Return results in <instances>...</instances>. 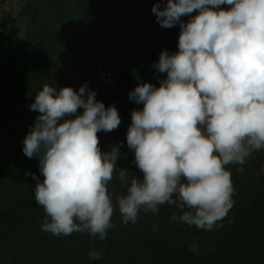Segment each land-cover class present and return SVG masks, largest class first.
Listing matches in <instances>:
<instances>
[{"label":"clouds","instance_id":"1","mask_svg":"<svg viewBox=\"0 0 264 264\" xmlns=\"http://www.w3.org/2000/svg\"><path fill=\"white\" fill-rule=\"evenodd\" d=\"M151 11L180 33L178 50L163 49L153 64L158 79L166 74L159 86L129 92L143 105L132 110L126 133L142 179L117 167L122 142L101 150L97 133L118 129L121 117L87 81L78 90L44 84L29 105L39 115L22 150L39 159L43 180L32 178L46 213L42 231L103 241L117 208L127 225L141 210L156 214L178 202L188 209L180 221L212 230L235 203L227 166L264 149V0H157ZM114 174L122 194L109 190ZM103 255L93 250L88 258Z\"/></svg>","mask_w":264,"mask_h":264},{"label":"rangeland","instance_id":"2","mask_svg":"<svg viewBox=\"0 0 264 264\" xmlns=\"http://www.w3.org/2000/svg\"><path fill=\"white\" fill-rule=\"evenodd\" d=\"M155 3L157 0H0V102L10 106L0 112V183L6 177L11 181L24 180L32 174L42 177L39 159L26 157L22 149L29 131L24 117L36 119L39 115L29 105L44 84L78 90L87 81L95 92L98 87L106 92L112 86L128 92L137 86V77L133 75L137 63L143 61L153 67L163 49L178 50L179 25L161 27L151 11ZM181 19L187 21L189 17ZM170 35L177 43L175 48ZM118 45L122 49L116 48ZM128 64L130 74L123 71ZM123 123L115 141V144L123 143L117 167L128 163L134 155L126 142L131 118ZM244 164L227 166L233 196L238 194L237 183L244 170L249 178L264 175V149L254 152ZM184 211L188 209L179 202L165 203L156 214L141 210L137 221L153 220L164 212L170 222L166 233L185 238L193 253L199 254L206 246L217 245L214 236L204 242L200 228L180 221ZM217 223L212 230L221 227V222ZM153 226L157 232L158 223ZM31 245L46 250L29 238L0 243L3 254L0 264H13L11 253ZM73 258L66 254L65 264H76L72 263Z\"/></svg>","mask_w":264,"mask_h":264},{"label":"trees","instance_id":"3","mask_svg":"<svg viewBox=\"0 0 264 264\" xmlns=\"http://www.w3.org/2000/svg\"><path fill=\"white\" fill-rule=\"evenodd\" d=\"M169 38L175 48L174 36ZM116 48L122 49L119 45ZM129 62L134 61L129 59ZM123 71L132 73L129 64ZM133 75L137 77V85L152 83L157 87L159 79L166 76L159 74L158 79L154 67L143 61L137 63ZM97 90V99L106 107L115 104L121 117L118 129L97 133L101 150L109 151L115 144L123 121L131 118L133 109L143 105L131 101L130 91L126 92L124 88L112 86L105 92L98 87ZM9 108V104L0 102V112ZM82 111L79 109V113ZM34 120L24 117L29 128ZM133 161L134 155H131L128 163L120 168H126L142 179L143 173ZM246 172L244 170L239 175L238 194L232 197L235 206L220 220L221 227L215 231L201 229L202 240L209 242L214 236L217 245L206 246L199 254L190 251L185 238L166 233L170 222L164 212L153 220L146 218L125 225L117 208L112 217L114 227L108 230L107 239L103 241L98 237L93 239L88 233L55 236L42 231L46 213L35 201L36 181L32 177L18 181L6 177L0 183V243L29 238L46 247L47 251L35 245L15 250L11 253L13 264H65L66 254L74 256L72 263L76 264H264V175L249 178ZM117 175L114 174L110 181L109 190L122 194L126 189L120 185ZM40 179L43 180V176ZM154 223H158L157 232L153 228ZM100 249H103L104 255L100 259L89 260V252ZM2 256L0 251V259Z\"/></svg>","mask_w":264,"mask_h":264}]
</instances>
